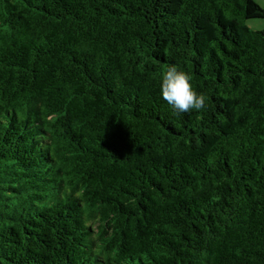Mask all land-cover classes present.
Returning <instances> with one entry per match:
<instances>
[{
    "label": "trees",
    "instance_id": "1",
    "mask_svg": "<svg viewBox=\"0 0 264 264\" xmlns=\"http://www.w3.org/2000/svg\"><path fill=\"white\" fill-rule=\"evenodd\" d=\"M255 0H0V264H264ZM171 64L206 108L175 114Z\"/></svg>",
    "mask_w": 264,
    "mask_h": 264
},
{
    "label": "clouds",
    "instance_id": "2",
    "mask_svg": "<svg viewBox=\"0 0 264 264\" xmlns=\"http://www.w3.org/2000/svg\"><path fill=\"white\" fill-rule=\"evenodd\" d=\"M162 99L168 103L175 114L191 113L206 108V97L198 93L189 73L171 64L163 73L160 84Z\"/></svg>",
    "mask_w": 264,
    "mask_h": 264
},
{
    "label": "rangeland",
    "instance_id": "3",
    "mask_svg": "<svg viewBox=\"0 0 264 264\" xmlns=\"http://www.w3.org/2000/svg\"><path fill=\"white\" fill-rule=\"evenodd\" d=\"M260 6L264 7V0H255ZM246 25L253 29H264V19H248L246 20Z\"/></svg>",
    "mask_w": 264,
    "mask_h": 264
}]
</instances>
